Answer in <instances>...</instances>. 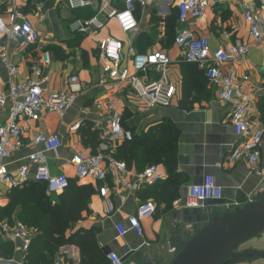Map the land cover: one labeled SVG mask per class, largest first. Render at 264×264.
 <instances>
[{
  "label": "crops",
  "instance_id": "obj_1",
  "mask_svg": "<svg viewBox=\"0 0 264 264\" xmlns=\"http://www.w3.org/2000/svg\"><path fill=\"white\" fill-rule=\"evenodd\" d=\"M87 1L90 4L78 8H71L64 0H3L0 4V17L6 23L10 22L11 13H16L19 21H31L43 37L42 42L21 50L15 40L0 34V80L7 97L10 76L1 56L3 51L8 60L19 67V82L37 78L32 66L41 63L45 96L69 90L72 76L79 78L76 87L81 88L63 116L46 112L38 121L21 118L25 147L5 163L12 171L28 162L31 154L43 153L52 174H65L88 191L90 210L71 225L67 231L70 242L60 246L54 260L48 264H54L57 259L66 264H90L88 254H91L90 260L98 259L97 264H113L110 253H116L121 260L128 256L123 264H170L180 249V242L192 238L207 223L203 209L196 212L186 208L191 185L202 183L207 175L215 177L222 187L224 203L213 206V212L242 207L264 195V177L257 173L258 168H264V137L256 165L246 159L228 163L227 158L238 142L231 122L232 104L219 100L217 87L198 66L184 60L175 44V36L181 28L179 0H142L144 5L137 0L138 27L129 35L122 31L117 20L107 18L101 11L108 0ZM111 2L118 8L123 7L122 0ZM244 4L258 8L264 23V8H260L258 0H205V16L190 19L185 26L195 36L208 38L211 52L220 47L249 45L244 62L226 61L221 69L238 78L249 77L248 92L253 97L251 115L264 130V41L256 42L251 36L244 18ZM93 18L101 26L89 33L72 27L76 20ZM109 36L123 40L125 52L132 41L140 53L158 50L170 57L169 78L175 86L170 106L148 107L137 100L128 84L108 83L100 43ZM120 68L133 73L131 58L123 60ZM144 77L151 80L159 74L150 70ZM110 101H115L111 110ZM97 102L101 110L96 107ZM9 108L10 102L0 110V122L7 121ZM115 114L122 118L124 127L131 130L134 137L120 140L114 151L105 153L126 162V172L116 169L114 175L108 174L105 183L92 177L79 180L71 159L80 151L85 155L101 152V130L108 127ZM78 121L81 126L73 130ZM40 133L60 135L62 146L57 151H47L44 145H36L34 137ZM173 147L177 149L176 154ZM165 148L168 152L162 156ZM150 164H157L165 178L153 184L139 181L138 174ZM119 179L128 186L119 185ZM35 181L34 168L27 183ZM103 186H106L113 211L101 194ZM11 189L5 186L0 191V211L9 205ZM48 195L54 202L62 196L49 191ZM147 200L155 204L156 212L142 221L143 231L138 234L130 228L129 218L138 204ZM20 211L18 206L11 219L0 218L21 221L18 219ZM118 224L127 227L125 235L119 233ZM88 238L92 239V245L85 244L87 253H83L78 242L85 243ZM21 245L20 241H3L0 236V264H46L40 257L25 253Z\"/></svg>",
  "mask_w": 264,
  "mask_h": 264
},
{
  "label": "built area",
  "instance_id": "obj_2",
  "mask_svg": "<svg viewBox=\"0 0 264 264\" xmlns=\"http://www.w3.org/2000/svg\"><path fill=\"white\" fill-rule=\"evenodd\" d=\"M71 8L83 7L90 4L87 0H64ZM123 7L114 6L111 0L104 2L101 11L109 19L118 21L122 31L129 35L133 33L138 22L135 16L137 0H122ZM260 8H264V0H258ZM3 0H0V4ZM145 4L144 1H139ZM205 0H179L178 12L181 28L175 37V44L181 51V55L188 63H193L204 72L210 83L217 87L218 98L223 103L232 104L231 122L238 142L233 147L227 158L228 163L234 164L240 159H246L251 165H256L261 156V145L264 130L258 127L252 118L253 97L248 92L247 82L249 77L241 78L234 73H223L222 63L226 61L246 60L249 45H233L229 48L220 47L211 52L209 39L204 36H195L194 32L185 25L190 19H201L205 16ZM9 23L0 17V34L7 35L15 40L19 49H25L30 45L43 41L40 31L28 19L18 20V14L11 13ZM244 18L250 34L256 42L264 41V23L258 8L251 4H244ZM101 26L96 18L91 20H76L72 27L81 33H89L94 27ZM125 42L117 37L110 36L100 43L101 59L104 64L108 83L128 84L134 96L148 107L171 105L175 93V86L170 81L171 70L170 57L161 51H148L140 53L135 44L129 41L128 51H124ZM5 67L10 79L9 96L2 89L0 80V110L10 102L9 115L6 122H0V191L3 187H21L30 179L32 170L35 168V178L47 185L50 193L63 194L70 185V179L65 174L54 175L51 173L43 153L37 152L29 156L28 162L22 164L15 170H9L5 161L16 151L25 147L23 134L25 127L20 123L21 118L38 121L46 112H56L63 116L74 104L81 91L76 87L79 81L77 76L70 78L69 90L54 92L45 96V80L41 78V63L33 64L32 69L37 78H28L19 82L17 75L19 67L11 63L7 53H1ZM131 58L134 72L130 73L127 68H120L125 59ZM150 70H155L158 78L147 80L144 76ZM115 101H110V110ZM101 110V104L96 103ZM81 126V121L76 122L72 129ZM101 152L94 155H85L83 151L78 152L71 159L76 168V177L79 180L92 177L103 183L106 182L108 174L114 175L115 170L126 172L127 164L117 161L113 156L105 152L114 151L117 142L122 139L132 140L133 132L124 127L122 118L115 114L108 127L101 130ZM36 145H44L47 151H57L62 146V139L58 134L40 133L34 137ZM257 173L264 177V168H258ZM165 175L158 169L157 164L148 165L140 174L139 181L153 184L162 180ZM119 185L127 187V182L118 180ZM101 194L106 196V186L101 187ZM222 198V187L212 175H207L200 184H193L189 188V196L186 200V208L189 210L205 209L207 202ZM108 207L113 211L107 198ZM156 212V206L152 201H143L138 204L136 212L129 218V225L135 232L141 234L143 231L142 221L151 217ZM117 229L121 235H125L127 227L118 224ZM0 236L3 241H20L21 248L29 253L34 237V231L22 221L12 222L0 218ZM113 264H123L116 253L109 254ZM54 264H66L61 259L55 260Z\"/></svg>",
  "mask_w": 264,
  "mask_h": 264
},
{
  "label": "trees",
  "instance_id": "obj_3",
  "mask_svg": "<svg viewBox=\"0 0 264 264\" xmlns=\"http://www.w3.org/2000/svg\"><path fill=\"white\" fill-rule=\"evenodd\" d=\"M166 148L162 156L167 154ZM176 150V147H173V154H176ZM47 190L46 183L38 180L14 187L8 194L9 205L0 211V217L11 219L16 208L21 207L18 219L33 229L35 234L29 254L40 257V261L46 264L54 260L55 252L60 246L70 242L67 231L71 225L83 218V212L90 210L88 191L82 190L78 183L70 181L69 187L57 202L49 197ZM91 241L92 239L88 238L85 243L78 242L83 253H87L86 245L91 246ZM88 256L92 259L91 254ZM90 259V264H97L96 257L95 260Z\"/></svg>",
  "mask_w": 264,
  "mask_h": 264
},
{
  "label": "water",
  "instance_id": "obj_4",
  "mask_svg": "<svg viewBox=\"0 0 264 264\" xmlns=\"http://www.w3.org/2000/svg\"><path fill=\"white\" fill-rule=\"evenodd\" d=\"M223 203L222 199L207 202L203 209L207 223L192 238L180 242V249L170 264H231L243 259L264 258V251L237 250L264 231V195L223 213L212 211L213 206Z\"/></svg>",
  "mask_w": 264,
  "mask_h": 264
},
{
  "label": "rangeland",
  "instance_id": "obj_5",
  "mask_svg": "<svg viewBox=\"0 0 264 264\" xmlns=\"http://www.w3.org/2000/svg\"><path fill=\"white\" fill-rule=\"evenodd\" d=\"M110 37V36H109ZM93 39V38H92ZM244 249H254L259 251H264V231L249 241L242 244L237 250L242 251ZM264 264V258L256 259H243L240 261H234L231 264Z\"/></svg>",
  "mask_w": 264,
  "mask_h": 264
}]
</instances>
